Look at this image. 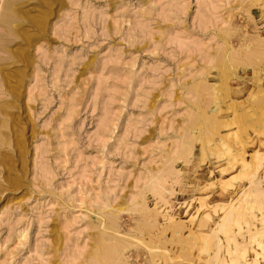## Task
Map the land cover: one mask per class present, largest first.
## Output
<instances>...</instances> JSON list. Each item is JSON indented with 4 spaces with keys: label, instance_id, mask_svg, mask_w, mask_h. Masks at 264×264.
Returning a JSON list of instances; mask_svg holds the SVG:
<instances>
[{
    "label": "rangeland",
    "instance_id": "374dc122",
    "mask_svg": "<svg viewBox=\"0 0 264 264\" xmlns=\"http://www.w3.org/2000/svg\"><path fill=\"white\" fill-rule=\"evenodd\" d=\"M152 263L264 264V0H4L0 264Z\"/></svg>",
    "mask_w": 264,
    "mask_h": 264
},
{
    "label": "bare ground",
    "instance_id": "6f19581e",
    "mask_svg": "<svg viewBox=\"0 0 264 264\" xmlns=\"http://www.w3.org/2000/svg\"><path fill=\"white\" fill-rule=\"evenodd\" d=\"M4 6V0H0V10H1V8ZM226 207H228V206H226ZM227 209V208H226ZM225 211H227V210H225ZM230 211V210H229ZM230 217H231V213L229 212L228 214H226L225 216H224V218H223V220H222V223L220 224V226L217 228V231L218 232H221V231H225L226 230V228H227V226H228V224H229V222H230ZM216 232V231H215ZM151 252V251H150ZM153 252H151V254H152ZM155 253V252H154ZM98 255H99V253H98ZM150 255V254H149ZM103 256V255H102ZM107 261V260H106ZM108 262H109V260H108ZM114 262V261H113ZM166 263V262H165ZM153 264V263H152Z\"/></svg>",
    "mask_w": 264,
    "mask_h": 264
}]
</instances>
